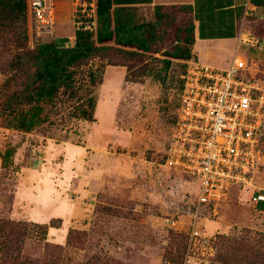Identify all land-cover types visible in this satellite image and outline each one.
I'll list each match as a JSON object with an SVG mask.
<instances>
[{"label":"rangeland","instance_id":"374dc122","mask_svg":"<svg viewBox=\"0 0 264 264\" xmlns=\"http://www.w3.org/2000/svg\"><path fill=\"white\" fill-rule=\"evenodd\" d=\"M55 1L53 40L36 39L27 17L0 18V109L32 73L28 62L17 65L19 56L74 42L71 0ZM133 13L158 23L151 52L112 49L76 66L73 95L60 92L30 132L7 127L0 110V221L7 222H0V264H264V211L251 201L252 188L199 208L195 182L163 166L185 67L171 59L166 69L164 60L192 36V12ZM239 25L242 42L259 43L235 56L264 81V13L249 11ZM197 56L217 69L231 61L227 52ZM90 96L91 122L79 118ZM7 148L14 154L3 167ZM254 177L264 191V138ZM51 221L59 227L44 230Z\"/></svg>","mask_w":264,"mask_h":264},{"label":"built area","instance_id":"2783aa9c","mask_svg":"<svg viewBox=\"0 0 264 264\" xmlns=\"http://www.w3.org/2000/svg\"><path fill=\"white\" fill-rule=\"evenodd\" d=\"M71 3L77 31L92 32L96 0ZM26 7L31 34L38 40H53L59 14L56 1L26 0ZM181 81L163 166L195 182L199 208L222 202L235 189L252 188L251 201H264L254 186L264 138V81L252 75L245 58L238 56L225 70L192 59Z\"/></svg>","mask_w":264,"mask_h":264},{"label":"trees","instance_id":"16d2710c","mask_svg":"<svg viewBox=\"0 0 264 264\" xmlns=\"http://www.w3.org/2000/svg\"><path fill=\"white\" fill-rule=\"evenodd\" d=\"M254 6H261L263 1L251 0ZM164 6H155V9ZM136 7H114L112 0H96V30L94 33L76 31L72 46L60 45L66 42H49L37 45L32 56H19L17 65H26L28 62L32 73L28 76L22 90L12 95L0 109L7 116L6 126L21 132H30L44 122L42 116L45 106L52 104L60 92L73 95L75 89L74 68L86 62L102 52L121 48L134 49L139 53L151 52L156 42L157 22H137L133 10ZM192 12L190 6H180ZM27 17L26 0H0V18L16 19ZM196 24L191 26L189 35L183 41L182 46H176L172 52H168V59L164 60L168 69L171 59L183 60L186 63L192 57V45L195 41ZM112 42L116 48L105 46ZM183 70V73H184ZM92 75V82L94 81ZM182 88V81L178 94ZM95 99L90 96L86 106L79 111V118L93 121ZM14 149L7 148L2 157V166L10 161ZM257 210L264 211V201L257 205ZM3 224L7 222L0 221ZM20 226L24 224H14ZM58 228L54 221L44 226Z\"/></svg>","mask_w":264,"mask_h":264},{"label":"crops","instance_id":"0c3cea01","mask_svg":"<svg viewBox=\"0 0 264 264\" xmlns=\"http://www.w3.org/2000/svg\"><path fill=\"white\" fill-rule=\"evenodd\" d=\"M112 2L114 7L190 6L196 24L195 41L192 45L195 60L199 61L197 55L227 52L231 56V61L226 62L225 69L229 67L239 49L243 48L240 20L248 15L249 11L264 13V4L254 6L251 0H112ZM71 36L75 39L74 32ZM72 41L70 46L74 43ZM225 69L222 67L220 70ZM258 191L264 196L263 190ZM260 202L255 204L256 209Z\"/></svg>","mask_w":264,"mask_h":264}]
</instances>
